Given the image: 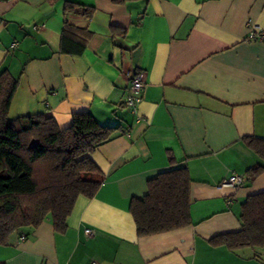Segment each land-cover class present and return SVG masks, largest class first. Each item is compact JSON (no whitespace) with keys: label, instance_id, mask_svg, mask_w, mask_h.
Segmentation results:
<instances>
[{"label":"crops","instance_id":"obj_1","mask_svg":"<svg viewBox=\"0 0 264 264\" xmlns=\"http://www.w3.org/2000/svg\"><path fill=\"white\" fill-rule=\"evenodd\" d=\"M66 1L93 8L69 13ZM37 26V27H35ZM264 0H0V71L17 81L7 119L42 114L59 128L89 112L117 128L89 157L102 181L92 198L79 196L57 232L49 217L0 245L5 264H264V246L229 250L213 236L241 229V204L264 191L262 160L244 142L264 138ZM72 38L86 41L77 54ZM142 70L136 113L123 105L127 72ZM169 156L173 161L169 162ZM186 167L191 223L137 236L132 197L159 172ZM232 173L239 187H220ZM90 230L87 234L85 230ZM21 237H23L21 239Z\"/></svg>","mask_w":264,"mask_h":264},{"label":"trees","instance_id":"obj_2","mask_svg":"<svg viewBox=\"0 0 264 264\" xmlns=\"http://www.w3.org/2000/svg\"><path fill=\"white\" fill-rule=\"evenodd\" d=\"M69 13L90 17L93 8L66 1L60 50L69 33H90L68 23ZM75 42L81 53L86 41ZM17 81L6 70L0 71V245L12 233L37 228L50 216L53 228L63 232L66 218L79 196L92 198L101 184V172L89 154L108 141L117 130L101 125L89 112H75L71 124L59 128L52 117L42 114L7 119V111ZM245 144L264 160V138L245 136ZM169 162L172 157L169 156ZM264 171L255 164L247 170L249 178ZM186 167L159 172L147 180V192L132 197L129 212L137 236H147L187 226L191 223L189 186ZM241 229L213 236L212 245L229 250L264 246V191L249 194L241 204ZM0 264H5L0 260Z\"/></svg>","mask_w":264,"mask_h":264},{"label":"built area","instance_id":"obj_3","mask_svg":"<svg viewBox=\"0 0 264 264\" xmlns=\"http://www.w3.org/2000/svg\"><path fill=\"white\" fill-rule=\"evenodd\" d=\"M37 27V26H35ZM249 41H264V29L257 26L249 30L247 35ZM129 77V92L127 93L123 105L129 108L133 113L137 111V105L141 101V93L145 86V73L142 70L127 72ZM244 177L242 175L232 173L228 178L220 183V187H239L243 184ZM85 232L90 234V230L86 229ZM23 237H21L22 239ZM90 264H97L91 262Z\"/></svg>","mask_w":264,"mask_h":264}]
</instances>
